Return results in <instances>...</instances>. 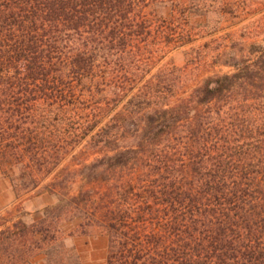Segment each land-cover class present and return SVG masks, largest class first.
I'll return each instance as SVG.
<instances>
[{
  "label": "trees",
  "instance_id": "16d2710c",
  "mask_svg": "<svg viewBox=\"0 0 264 264\" xmlns=\"http://www.w3.org/2000/svg\"><path fill=\"white\" fill-rule=\"evenodd\" d=\"M0 172V264H264V0H0Z\"/></svg>",
  "mask_w": 264,
  "mask_h": 264
},
{
  "label": "rangeland",
  "instance_id": "374dc122",
  "mask_svg": "<svg viewBox=\"0 0 264 264\" xmlns=\"http://www.w3.org/2000/svg\"><path fill=\"white\" fill-rule=\"evenodd\" d=\"M184 49L179 48L170 52L164 60L171 62L175 66H182L186 61ZM220 69L224 70L225 67ZM210 73H212V70L204 71L198 78ZM52 202L53 196L50 193L36 191L30 193L18 203V201L14 200L9 179L0 172V223H3L4 219H9L5 222V225H10L13 220L20 217L26 224H29L41 216L44 206ZM107 242L108 239L105 234L92 231L88 234L74 233L73 235L65 236L53 243V246L59 251L55 254L57 258L71 261L73 256L69 257L66 249L72 248L78 254L80 264H105ZM3 244L1 246H6L5 242ZM3 247L1 248L3 249ZM34 252L32 249L17 247V253L26 256L28 260L35 259L33 263L25 262L22 264H49L45 255H43V251H40L35 257L33 255ZM3 253H6V250Z\"/></svg>",
  "mask_w": 264,
  "mask_h": 264
}]
</instances>
